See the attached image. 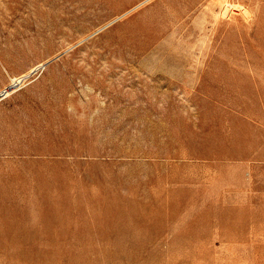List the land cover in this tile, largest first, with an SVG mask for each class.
<instances>
[{
	"label": "rangeland",
	"instance_id": "rangeland-1",
	"mask_svg": "<svg viewBox=\"0 0 264 264\" xmlns=\"http://www.w3.org/2000/svg\"><path fill=\"white\" fill-rule=\"evenodd\" d=\"M40 63L0 264H264V0H0V90Z\"/></svg>",
	"mask_w": 264,
	"mask_h": 264
},
{
	"label": "crops",
	"instance_id": "crops-1",
	"mask_svg": "<svg viewBox=\"0 0 264 264\" xmlns=\"http://www.w3.org/2000/svg\"><path fill=\"white\" fill-rule=\"evenodd\" d=\"M249 73V72H248ZM242 78V76L239 75H236V76H230L229 77V80H234V81H238ZM226 79V78H225ZM246 80H252V81H256V78L255 76L253 75H247L245 77ZM8 98H6L4 101H2V103L0 104V119L3 120V119H6L7 116L9 114H11L14 110H13V107H11V105H9V101L10 100H7ZM8 104V105H7Z\"/></svg>",
	"mask_w": 264,
	"mask_h": 264
},
{
	"label": "bare ground",
	"instance_id": "bare-ground-1",
	"mask_svg": "<svg viewBox=\"0 0 264 264\" xmlns=\"http://www.w3.org/2000/svg\"><path fill=\"white\" fill-rule=\"evenodd\" d=\"M42 64L40 63V64H37V65H35V66H33L32 68H30L26 73H24V74H21V75H19V76H15V77H11V82L7 85V86H5V87H3L1 90H0V94H1V96H0V100L2 99V98H4L6 95H8L9 93H11L12 91H14V88H15V86L17 85V84H19V82H20V78L22 77V76H26V75H28V74H30L33 70H35V69H37L38 67H40ZM40 70V69H39ZM21 76V77H20ZM24 84V83H23ZM19 87V86H18Z\"/></svg>",
	"mask_w": 264,
	"mask_h": 264
},
{
	"label": "built area",
	"instance_id": "built-area-1",
	"mask_svg": "<svg viewBox=\"0 0 264 264\" xmlns=\"http://www.w3.org/2000/svg\"><path fill=\"white\" fill-rule=\"evenodd\" d=\"M0 96H1V94H0Z\"/></svg>",
	"mask_w": 264,
	"mask_h": 264
}]
</instances>
